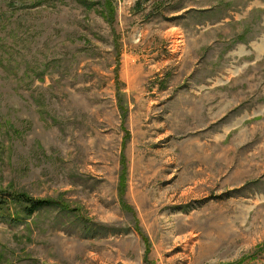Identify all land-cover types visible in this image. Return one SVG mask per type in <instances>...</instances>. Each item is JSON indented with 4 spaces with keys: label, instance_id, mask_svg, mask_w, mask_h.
I'll use <instances>...</instances> for the list:
<instances>
[{
    "label": "rangeland",
    "instance_id": "1",
    "mask_svg": "<svg viewBox=\"0 0 264 264\" xmlns=\"http://www.w3.org/2000/svg\"><path fill=\"white\" fill-rule=\"evenodd\" d=\"M7 194L0 264H264V0H0Z\"/></svg>",
    "mask_w": 264,
    "mask_h": 264
},
{
    "label": "trees",
    "instance_id": "2",
    "mask_svg": "<svg viewBox=\"0 0 264 264\" xmlns=\"http://www.w3.org/2000/svg\"><path fill=\"white\" fill-rule=\"evenodd\" d=\"M5 196V195H4ZM0 197V217L8 214L15 208V211L24 209L27 217L33 216L38 211L50 205L47 201L35 200L23 194H7L5 197ZM18 219H14L16 221Z\"/></svg>",
    "mask_w": 264,
    "mask_h": 264
}]
</instances>
